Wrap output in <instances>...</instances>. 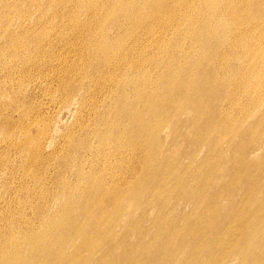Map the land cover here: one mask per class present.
I'll return each mask as SVG.
<instances>
[{"label":"bare ground","instance_id":"obj_1","mask_svg":"<svg viewBox=\"0 0 264 264\" xmlns=\"http://www.w3.org/2000/svg\"><path fill=\"white\" fill-rule=\"evenodd\" d=\"M185 2L175 0L162 15L174 32L169 51L182 59L158 62L161 77L130 63L117 89L128 108L118 113L120 126L110 135L124 126L120 136L126 138L132 122L143 121L136 127L139 178L117 196H107L102 179L90 183L93 189L62 193L60 213L27 234L12 222L0 243V264H264V0ZM244 6L252 12L242 17ZM123 8L118 2L120 15L112 19L118 30ZM229 9L238 12L234 25L225 19ZM242 24L247 29L238 31ZM232 32L240 33L227 42ZM246 55L252 60L241 61ZM162 131L192 146L189 167L196 166L190 174L182 142L167 152ZM200 153L207 154L198 160ZM117 156L111 160H121ZM159 173L165 174L162 186L151 191L150 179ZM183 202L193 204L192 212L181 211ZM144 204L157 212L146 217ZM232 235L236 240L226 252Z\"/></svg>","mask_w":264,"mask_h":264},{"label":"rangeland","instance_id":"obj_2","mask_svg":"<svg viewBox=\"0 0 264 264\" xmlns=\"http://www.w3.org/2000/svg\"><path fill=\"white\" fill-rule=\"evenodd\" d=\"M118 2L124 7L122 24L127 21L121 30L112 26L113 16L120 15ZM174 3L0 0V243L12 222L27 234L29 228L38 229L45 217L60 213L62 193L93 189L90 183L102 179L108 183L107 196H117L139 178L137 164L142 159L135 151L139 142L136 127L143 121L135 119L134 131L126 138L120 136L124 126L120 135L118 131L110 135L120 126L118 113L128 108L120 101L123 94L117 89L125 84V68L130 63L146 66L154 77H161L158 62L182 59L169 51L174 32L168 30L162 17ZM157 5H164V9H156ZM229 10L225 19L234 25L238 12ZM239 11L243 17L252 9L244 6ZM246 29L242 24L238 31ZM239 33L227 34V42ZM186 40L190 47L191 38ZM257 40L250 38L256 46L261 44ZM191 58L202 56L191 54ZM252 58L246 55L241 61ZM233 60L239 62L237 57ZM93 128L97 130L92 132ZM102 129H108L109 134L101 135ZM162 136L167 152L175 150L174 143H183L167 138L166 131ZM182 143L186 150L181 156L183 167H189L192 146ZM206 154L200 153L198 160ZM116 155L121 160H111ZM194 166L188 168V174ZM164 176L159 173L150 179L148 192L160 188ZM262 201V197L255 199L258 204ZM193 207L183 202L180 209L189 213ZM107 210H111L110 205ZM157 210L144 204L141 211L149 217ZM235 240L233 235L225 239L226 252ZM81 241L78 237L76 243Z\"/></svg>","mask_w":264,"mask_h":264}]
</instances>
